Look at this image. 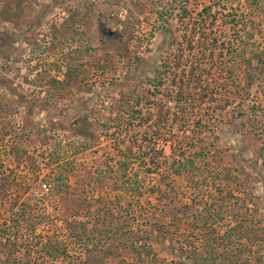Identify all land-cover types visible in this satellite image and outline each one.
Returning <instances> with one entry per match:
<instances>
[{
  "label": "rangeland",
  "instance_id": "1",
  "mask_svg": "<svg viewBox=\"0 0 264 264\" xmlns=\"http://www.w3.org/2000/svg\"><path fill=\"white\" fill-rule=\"evenodd\" d=\"M243 12L258 26L240 44L228 18ZM212 21L227 101L203 145L247 184L227 206L264 229V0H0V264H264V234L222 240L238 218L195 228L200 198L223 191L186 174L157 201L164 171L141 170V118L168 102L164 62ZM146 214L169 232L148 236Z\"/></svg>",
  "mask_w": 264,
  "mask_h": 264
},
{
  "label": "trees",
  "instance_id": "2",
  "mask_svg": "<svg viewBox=\"0 0 264 264\" xmlns=\"http://www.w3.org/2000/svg\"><path fill=\"white\" fill-rule=\"evenodd\" d=\"M249 5L251 6V4ZM248 17V14L243 12L241 16L233 14L231 18H228V23H231V26L237 31L240 44L245 43L247 38L251 39L254 36V31L250 29L253 30L258 26L255 21L249 20ZM213 24V21L212 24H208L210 29L208 35L205 32L207 30L206 25L195 27L189 35V40L178 43L173 60L164 62V70L161 73L167 78L168 75L172 74V80H170L167 90V101L173 106L169 107L168 102L166 105L164 104L165 106L161 105L155 120L151 119L153 117L151 112L141 118V123L145 126V130L141 132L143 133L141 136V170L149 175L164 171L156 192L157 201L167 199L170 192L176 189V179L186 174L188 182L191 181V185L196 187L194 191H197V188H202L203 184H209V186L219 189L218 191H223L217 198H215V192H212L209 195L210 201L208 198L204 201L200 198V204L207 202L209 206L205 207L204 212L199 213L198 216L203 226L196 225L195 220V228L199 226L200 228H207V232H213L215 231L213 229L223 220L234 216L235 219L238 218V224L230 228L226 235L222 236V240L239 239L240 241V238H244L249 232L253 238L260 239L264 234V229L255 225L251 214L243 211L232 212L230 206H227L229 200L237 198L235 191L242 190V187L246 189L245 180L233 176L229 169L220 167L222 158L213 153L206 145H203L205 141L201 136L208 130L214 132L216 127L214 128L213 124L216 121L220 122L222 116L219 108L225 107L227 101L223 100L226 91L224 67L220 66V61L215 57L216 50L220 48V37L214 32ZM197 36L200 40L198 44L195 42ZM260 53L264 54V50ZM165 82L166 79L161 78L158 85L164 86ZM170 127L173 128L174 133L169 130ZM169 134L174 136L171 137ZM164 139H170L167 141L173 142L172 147L175 156L170 161L160 148V143ZM219 167L221 170L218 169ZM161 185L165 186V189L160 187ZM194 197L192 202H198V193L195 192ZM219 199L221 200L220 204L217 202ZM238 199L242 202L245 200L244 198ZM148 218L149 214H146V225L151 227L149 230L146 226L144 230L148 236L157 232L159 236L164 237V234L169 232L164 224L155 221L150 223L151 220ZM80 224L81 235L74 232L71 224L66 227L71 233H75L74 236L77 235L76 237L83 239V235L86 236L89 231L84 223ZM2 241L3 238L0 237V246ZM50 245L47 251L50 255H54L52 253L56 252L58 248ZM143 249L146 254H149L152 247L144 244ZM236 264H246V260H237Z\"/></svg>",
  "mask_w": 264,
  "mask_h": 264
},
{
  "label": "built area",
  "instance_id": "3",
  "mask_svg": "<svg viewBox=\"0 0 264 264\" xmlns=\"http://www.w3.org/2000/svg\"><path fill=\"white\" fill-rule=\"evenodd\" d=\"M44 189H45V190H48V188H47L46 186H44Z\"/></svg>",
  "mask_w": 264,
  "mask_h": 264
}]
</instances>
